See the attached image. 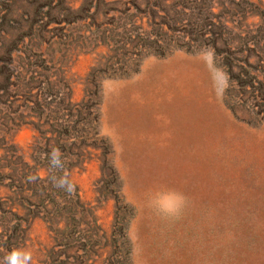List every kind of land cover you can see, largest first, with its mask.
<instances>
[{
  "label": "rangeland",
  "instance_id": "rangeland-1",
  "mask_svg": "<svg viewBox=\"0 0 264 264\" xmlns=\"http://www.w3.org/2000/svg\"><path fill=\"white\" fill-rule=\"evenodd\" d=\"M15 248L264 264V0H0V259Z\"/></svg>",
  "mask_w": 264,
  "mask_h": 264
},
{
  "label": "clouds",
  "instance_id": "clouds-1",
  "mask_svg": "<svg viewBox=\"0 0 264 264\" xmlns=\"http://www.w3.org/2000/svg\"><path fill=\"white\" fill-rule=\"evenodd\" d=\"M50 163L56 168L64 167L61 154L55 150L50 154ZM53 183L57 188L66 192H71L73 189L71 178L65 175L55 177ZM0 264H33V254L29 249L15 248L8 252L3 259H0Z\"/></svg>",
  "mask_w": 264,
  "mask_h": 264
}]
</instances>
